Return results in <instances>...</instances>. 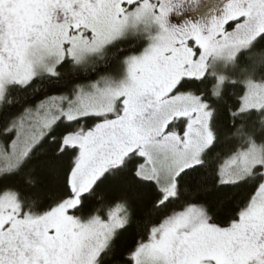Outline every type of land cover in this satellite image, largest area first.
<instances>
[{
	"label": "snow or ice",
	"instance_id": "obj_1",
	"mask_svg": "<svg viewBox=\"0 0 264 264\" xmlns=\"http://www.w3.org/2000/svg\"><path fill=\"white\" fill-rule=\"evenodd\" d=\"M0 264H264V0H0Z\"/></svg>",
	"mask_w": 264,
	"mask_h": 264
},
{
	"label": "trees",
	"instance_id": "obj_2",
	"mask_svg": "<svg viewBox=\"0 0 264 264\" xmlns=\"http://www.w3.org/2000/svg\"><path fill=\"white\" fill-rule=\"evenodd\" d=\"M131 236H132V233H129V234H128V240H129V242H130V240H131Z\"/></svg>",
	"mask_w": 264,
	"mask_h": 264
}]
</instances>
